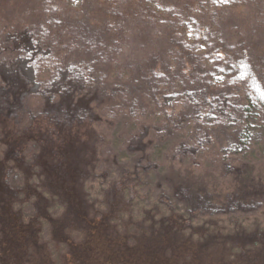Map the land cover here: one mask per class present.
<instances>
[{
	"label": "trees",
	"instance_id": "obj_1",
	"mask_svg": "<svg viewBox=\"0 0 264 264\" xmlns=\"http://www.w3.org/2000/svg\"><path fill=\"white\" fill-rule=\"evenodd\" d=\"M22 1L26 8L25 0H0V11L14 3L21 8ZM156 1L148 6L155 8ZM133 2L122 0V5L132 12ZM258 2L264 4L187 0L175 9L184 38L179 54L188 43L195 56L191 75L230 64V81L243 84L264 109V74L250 51L235 55L218 44L211 54L212 44L199 41L210 28L201 24L196 33L195 17L185 15L203 9L213 17ZM30 3L34 10L25 12L28 21L0 26V264H264V227L237 224L226 229L218 219L264 207V176L256 164L242 159L249 144L241 134L215 150L214 164L201 170V176L180 181L173 193L160 195L139 216L134 201L140 196V177L117 161L119 176L93 198L87 184L108 150L94 124L102 116L100 109L121 106H92L93 96L103 101L113 92L107 93L105 73L95 58L64 60L63 42L51 30L63 16L80 31L92 27L91 11L98 12L95 23L104 28L103 15L94 8L109 13L117 0ZM204 76V86L191 78V86L160 91V100L167 106L188 100L200 109L204 90L212 88V80ZM195 117L208 126L216 120L211 110H199ZM203 179L216 187L208 188Z\"/></svg>",
	"mask_w": 264,
	"mask_h": 264
},
{
	"label": "rangeland",
	"instance_id": "obj_2",
	"mask_svg": "<svg viewBox=\"0 0 264 264\" xmlns=\"http://www.w3.org/2000/svg\"><path fill=\"white\" fill-rule=\"evenodd\" d=\"M25 1L26 8L22 1L21 8L14 3L1 10L0 26L9 27L12 21V25L20 26L28 21L25 12L34 9L32 0ZM158 1L153 5L155 8H150V0H134L132 12L125 9L122 0L112 4L109 13L107 9L102 13V9L94 8L103 15L104 28L95 23L98 12L91 11L92 27L80 31L69 16H63L61 24L51 30L53 36L63 42L60 55L64 60L95 58L97 68L105 73L107 93L113 91L110 97H105L109 104L106 99L102 101L93 96L92 106H121L100 109L102 116L94 124L108 150L101 153L88 189L93 198L99 197L102 188L119 176L116 161L127 166L140 177V196L134 201L138 216L163 193H173L180 181L191 182L190 175L201 176L200 173H204L201 170L214 164L215 150L226 145L235 133L241 134L249 144L242 159L256 164L257 173L264 176V109L251 100L243 84L230 81L233 70L230 64L216 65L208 73L191 75V60L195 56H191L188 43L183 46L185 52L179 54L178 44L184 42V38L181 15L175 9L182 8L187 0ZM185 15L186 19L189 15L195 17L196 33L200 32L201 24L210 28L206 38L199 41L212 44L211 54L218 44L235 55L247 48L264 74L263 2L228 9L213 17L206 15L203 9L197 14L188 11ZM196 59L201 68L206 69L203 59L198 55ZM204 75L212 80V88L204 90V106L200 109L188 100L171 106L160 100V91L191 86V78L194 84L204 86L207 79ZM151 85H154L152 90ZM199 110H211L216 120L209 126L203 124L195 117ZM197 127L198 132H194ZM207 157L210 160L205 164ZM202 181L208 188L216 187L213 186L216 183ZM226 182H229L227 178ZM218 219L226 229L237 224L264 227V207L257 212L224 215Z\"/></svg>",
	"mask_w": 264,
	"mask_h": 264
}]
</instances>
